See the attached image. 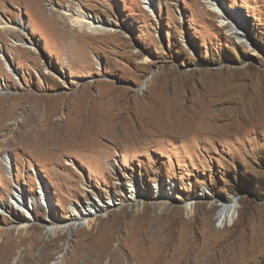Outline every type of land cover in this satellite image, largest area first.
Here are the masks:
<instances>
[{"label":"rangeland","instance_id":"374dc122","mask_svg":"<svg viewBox=\"0 0 264 264\" xmlns=\"http://www.w3.org/2000/svg\"><path fill=\"white\" fill-rule=\"evenodd\" d=\"M39 1L0 0V257L264 264V0H216L238 35L205 0ZM69 1L110 31L65 32Z\"/></svg>","mask_w":264,"mask_h":264},{"label":"bare ground","instance_id":"6f19581e","mask_svg":"<svg viewBox=\"0 0 264 264\" xmlns=\"http://www.w3.org/2000/svg\"><path fill=\"white\" fill-rule=\"evenodd\" d=\"M151 2H152L151 0H144V3H145L144 8L147 9V10H150ZM204 2L207 4V6H208V8L210 10H212L213 12H215V13H217L219 15L220 21H221L220 25H222V26L231 25V27H232L231 28V32L235 33L236 35L243 33V31H241V30H243V29H241V27L243 26V20L240 18V16H238V15L237 16L236 15H233V16L227 15L223 11V9L217 4L216 0H205ZM74 3L72 1H69L67 7L64 10H61V11H58L56 8H52L57 14L59 13L57 16L60 19L59 21L61 22V25L63 26V29L66 30L65 32H67L68 34H71L70 31L71 30L73 31L74 27H75V29L79 30L80 32L86 31L88 33H93V34H100V33H105V32H109L110 31L109 27L107 25H105L104 21H102L100 19H96L93 14L87 12L83 8V6H81L82 5L81 3H75L77 5H75ZM7 27H10V26L7 25V26H3L2 28L6 29ZM71 27L73 29H71ZM73 35H76V32L73 33ZM78 35H80V34H77L76 36H78ZM23 44L27 48H29L31 50H36V46L27 44L25 42H23ZM0 58L2 60H4L5 62H7L5 55L1 52V50H0ZM6 69H7V71H9V73H12V75H15L13 73V70L11 69L9 64H7V68ZM45 119H43V120H45ZM15 122H13V124H15ZM91 123H94V122H91ZM81 139L84 140V138H82L81 136H75L74 138H72V140H74L76 142L81 140ZM61 140H63V138H62V135L60 134V132L57 135L56 134H52L51 137L47 138V141L45 142V144L48 145V146H45V147H48V149H45V151L46 152H50V153H53L54 151H57L58 150L57 144L60 143ZM0 161H1L0 169L4 173L5 172H9L8 169L10 167L14 166V164H13L14 161H13V159H11V156L9 154H7V156L1 154L0 155ZM9 163H11V166L9 165ZM130 186H133V187H131L132 193L136 192V197H138L140 195L139 189L135 188L134 184L130 185ZM157 188L159 189V191H161V186L160 187L157 186ZM39 193L41 194V196L44 197V199L47 200V194H46V192H45V190H44V188L42 186H41V188L39 190ZM21 195L22 194L20 193L18 196H16V194L13 192V197L15 198L16 202L18 203V205H22L23 206V204H26L27 202H25L24 199H22V200L20 199ZM11 201L13 202V200H11ZM235 210H236L235 203L230 204V205H224L221 208V210H220V217L226 219L227 217L233 216L235 214ZM0 212H1V210H0ZM87 213L91 214V210H89V209L84 207V210H82L80 215L81 216L82 215H87ZM74 215H78V214L75 213ZM69 229H70L69 226H67V227L61 226V227H59V225H58L56 228L52 229V232H53L54 235H58L61 232L64 233L66 231H69ZM10 231L13 232V230H10ZM233 246L234 245H230L228 247H225L224 251H227V254H229V253L231 254L232 252H229V251H233L234 252V250H235V246L234 247ZM14 248L15 247L13 246L10 250H8L7 252H5V253H3L1 255L0 264H10V262H12L11 259L16 254ZM85 253H87V254H80V258H76V256H73L71 259H68L67 261H70L69 263H72V264H75V263H77L79 261L82 264H101V262H102V258L101 257L93 259V260L89 259V255L92 257V255L95 254L90 247L87 248V251ZM36 258L32 256V254L30 253V249L24 248L22 250V255L18 258V263L19 264H28V263L29 264H38L39 260L36 261ZM160 258H161V256H160ZM25 261H28V263L25 262ZM157 263H159V262H157Z\"/></svg>","mask_w":264,"mask_h":264}]
</instances>
